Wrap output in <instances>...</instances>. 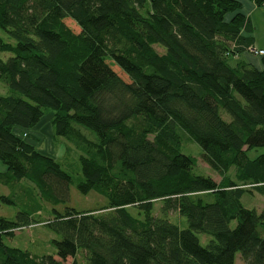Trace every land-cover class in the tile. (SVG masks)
Wrapping results in <instances>:
<instances>
[{"label": "trees", "instance_id": "16d2710c", "mask_svg": "<svg viewBox=\"0 0 264 264\" xmlns=\"http://www.w3.org/2000/svg\"><path fill=\"white\" fill-rule=\"evenodd\" d=\"M250 1L264 10V0ZM240 8L236 0H0V30L14 41L0 38V54L11 55L0 56L8 169L0 208H20L13 221L0 216V264H79V253L85 264H235L237 254L264 264V208L242 204L264 195V154L249 157L264 149V70L229 64L253 50ZM49 113L54 138L79 154L78 182L14 133ZM183 136L219 182L194 173L198 159L183 154ZM72 187L105 206L59 211ZM158 201L162 217L153 215ZM48 208L52 220L40 221ZM173 213L186 229L170 222ZM36 225L60 237L56 256L4 243Z\"/></svg>", "mask_w": 264, "mask_h": 264}, {"label": "rangeland", "instance_id": "374dc122", "mask_svg": "<svg viewBox=\"0 0 264 264\" xmlns=\"http://www.w3.org/2000/svg\"><path fill=\"white\" fill-rule=\"evenodd\" d=\"M0 38L5 42L14 44V41L11 40L2 30H0ZM155 49L160 54L165 53V51L158 46H155ZM0 56L3 60H7L11 55L4 53L0 54ZM6 92L7 90L5 88V85L3 83H0V94L6 95ZM52 116L53 113H49L41 120V135L38 137L39 140L37 146L42 154L52 157L56 161H58L62 165L63 169L68 174H70L76 182H78L83 179L81 164L79 162V154L63 139L58 140L54 138L53 129L51 126ZM224 118L229 120L226 115H224ZM132 122H130V124H132ZM23 137H25V135H23ZM182 150L183 154L191 155L198 159V165L194 169V173L196 175L209 176L214 178L218 182L220 181V177L216 175L212 170H210L207 165L201 160L200 156L202 154V150L199 145L188 140L186 136H183ZM261 154H264V149H255L249 153V157L251 159H255ZM233 175L234 173L232 172L231 176ZM17 201L19 203L20 199ZM105 202L106 199L100 197L95 192L90 193V195L88 196H83L77 191L76 187H72L70 191L69 203L65 206H60L58 210L63 211L65 210V208L70 207L77 211H88L105 206ZM242 204L247 209L257 210L258 212H260L264 208V195L256 191L250 194H246L242 198ZM162 206V202L158 201L154 203L153 215L155 217H162ZM19 210L20 208L2 205L0 208V216L6 217L9 220L13 221L16 219ZM48 210L46 209L48 214L45 212L42 214V216L40 217V221L47 222L52 220L50 217L51 213L49 214V212L51 211L50 208H48ZM128 210L134 217H139L138 212L134 208H129ZM168 218L170 219V222L178 225L181 229H186L188 227L187 220L183 217H180L176 213L169 215ZM232 226H235V223ZM198 238L202 246H207L211 240L210 237L202 234H199ZM55 240H60V237L53 233L48 227H46L45 225H36L19 232L17 231L14 237L6 238L4 240V243L10 248L28 251L35 256H56L57 251L53 243ZM77 261L79 264H85V258L82 253L78 254ZM71 263L72 260L69 259L65 264ZM235 264H244L240 254H237Z\"/></svg>", "mask_w": 264, "mask_h": 264}, {"label": "crops", "instance_id": "0c3cea01", "mask_svg": "<svg viewBox=\"0 0 264 264\" xmlns=\"http://www.w3.org/2000/svg\"><path fill=\"white\" fill-rule=\"evenodd\" d=\"M240 3L241 8L238 10L237 13H240L245 18H247L252 26V32L246 33L242 32V35L244 37L252 38L253 43V50L254 51H264V10L261 8H258L252 1L250 0H236ZM234 17V14L228 15L227 19L231 20ZM263 57L260 55L255 54L254 52H246L238 57H234L230 59L229 64L233 69H237L241 64L250 65L254 68H256L259 71H263V63H262ZM1 96H4L5 94H0ZM42 122H40L36 127L29 131H23L22 129L16 128L14 129L15 135L22 138L24 141H26L28 144L34 146L40 153H42L38 146V137L41 135L40 133V126ZM38 132V133H37ZM26 135V137H23V135ZM8 171L7 167L4 166L0 162V174H6ZM0 192L3 195L8 194V189L4 186L0 185Z\"/></svg>", "mask_w": 264, "mask_h": 264}, {"label": "built area", "instance_id": "2783aa9c", "mask_svg": "<svg viewBox=\"0 0 264 264\" xmlns=\"http://www.w3.org/2000/svg\"><path fill=\"white\" fill-rule=\"evenodd\" d=\"M251 52H254L255 54L260 55V56H264V51H254V50H252ZM25 137H26V135H25Z\"/></svg>", "mask_w": 264, "mask_h": 264}]
</instances>
